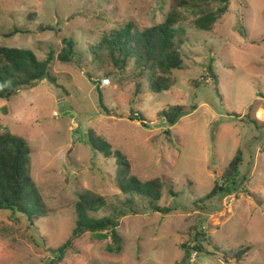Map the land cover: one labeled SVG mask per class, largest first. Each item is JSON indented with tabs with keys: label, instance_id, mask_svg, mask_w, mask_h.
Wrapping results in <instances>:
<instances>
[{
	"label": "rangeland",
	"instance_id": "1",
	"mask_svg": "<svg viewBox=\"0 0 264 264\" xmlns=\"http://www.w3.org/2000/svg\"><path fill=\"white\" fill-rule=\"evenodd\" d=\"M170 11V0H0V47L56 56L50 80L0 101V133L27 141L31 177L47 209L33 224L0 211V264L50 262L72 236L81 193L91 191L109 205L125 201L116 160L89 146L90 131L127 155L141 181L163 179L159 206L173 212L157 213L137 199L139 213L120 221V254L106 252L109 240L85 234L63 264H264V117L258 116L264 113V0H232L213 32L187 21L184 69L171 73L169 91L152 93L143 79L137 94L133 62L103 87V66L87 57L69 65L57 61L66 38L82 48L129 22L142 30L162 24ZM15 27L25 34L8 37ZM97 87L110 116L101 113ZM175 106H184L186 115L171 127L158 113ZM137 113L146 121L130 120ZM248 115L260 131L243 122ZM239 149L244 163L236 190L200 203ZM195 229L213 246L186 261L181 246ZM247 247L241 262L226 259Z\"/></svg>",
	"mask_w": 264,
	"mask_h": 264
},
{
	"label": "trees",
	"instance_id": "2",
	"mask_svg": "<svg viewBox=\"0 0 264 264\" xmlns=\"http://www.w3.org/2000/svg\"><path fill=\"white\" fill-rule=\"evenodd\" d=\"M170 2L171 11L162 24L142 30L134 22H129L119 29L103 33L93 43L91 38L82 48L74 39H64V47L57 61L69 65L81 63L87 57L91 62L104 67L105 77L116 76L115 72L125 71L133 62L137 70V94L140 93V81L143 79H149V90L152 93L169 91L174 82L171 73L184 69L182 49L186 43L185 23L193 20L194 29L213 32L217 22L229 12L232 0ZM16 34L25 32L15 27L7 36ZM55 59V53L51 51L46 57L40 58L30 49L0 47V101L11 102L22 92L37 88L46 79L50 80ZM213 80L217 83L216 78ZM96 90L100 97L101 113L110 116L103 103L102 91L98 87ZM216 91L218 93V86ZM185 115L184 106L170 107L158 113V117L171 127L177 125ZM130 120L146 121L142 113L135 114ZM243 122L261 130L260 122L249 115L243 118ZM88 140L93 150L116 160L115 181L125 201L109 205L104 197L91 191L81 193L75 207L77 220L72 236L54 250V256L47 264H63L68 253L74 250L75 241L85 234H90L96 240H109L106 252L120 254L123 250V240L119 233L120 221L139 213L137 199L157 213L169 215L173 212L171 208L159 206L167 184L163 179L141 181L132 173L131 161L127 155L115 150L112 144L97 136L94 131H90ZM31 153L27 141L22 137L13 135L9 130L0 133V211L11 212L17 217L24 216L33 224L47 215V209L44 198L31 177ZM243 163V152L239 149L225 168L222 182L217 181L213 190L199 200L200 203L210 201L220 193L234 192ZM173 187L170 184V189ZM170 191L174 194L173 189ZM207 246H213V239L203 231L193 230L191 240L181 246L184 260L189 261L193 253H207ZM250 250L251 247H247L233 256H226V259L239 263Z\"/></svg>",
	"mask_w": 264,
	"mask_h": 264
},
{
	"label": "built area",
	"instance_id": "3",
	"mask_svg": "<svg viewBox=\"0 0 264 264\" xmlns=\"http://www.w3.org/2000/svg\"><path fill=\"white\" fill-rule=\"evenodd\" d=\"M101 85L103 87H108L111 85V79L110 78H103L102 81H101Z\"/></svg>",
	"mask_w": 264,
	"mask_h": 264
},
{
	"label": "bare ground",
	"instance_id": "4",
	"mask_svg": "<svg viewBox=\"0 0 264 264\" xmlns=\"http://www.w3.org/2000/svg\"><path fill=\"white\" fill-rule=\"evenodd\" d=\"M263 112H264V111H263ZM258 116H259V118L262 120V119H263V117H264V113H262V112H261V113H259V115H258Z\"/></svg>",
	"mask_w": 264,
	"mask_h": 264
},
{
	"label": "water",
	"instance_id": "5",
	"mask_svg": "<svg viewBox=\"0 0 264 264\" xmlns=\"http://www.w3.org/2000/svg\"><path fill=\"white\" fill-rule=\"evenodd\" d=\"M210 76H211L212 79H215L216 78V76H215V74L213 72H211V75Z\"/></svg>",
	"mask_w": 264,
	"mask_h": 264
}]
</instances>
